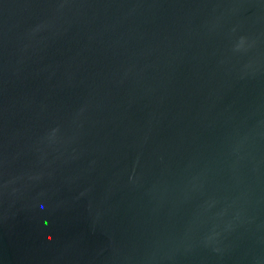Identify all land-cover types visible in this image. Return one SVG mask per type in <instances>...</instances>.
Wrapping results in <instances>:
<instances>
[{
	"label": "water",
	"instance_id": "1",
	"mask_svg": "<svg viewBox=\"0 0 264 264\" xmlns=\"http://www.w3.org/2000/svg\"><path fill=\"white\" fill-rule=\"evenodd\" d=\"M0 264H264V0H0Z\"/></svg>",
	"mask_w": 264,
	"mask_h": 264
},
{
	"label": "clouds",
	"instance_id": "2",
	"mask_svg": "<svg viewBox=\"0 0 264 264\" xmlns=\"http://www.w3.org/2000/svg\"><path fill=\"white\" fill-rule=\"evenodd\" d=\"M243 43V39L241 40V44Z\"/></svg>",
	"mask_w": 264,
	"mask_h": 264
}]
</instances>
